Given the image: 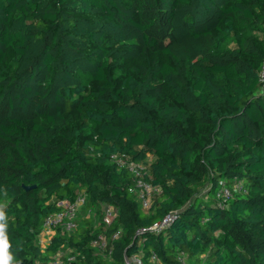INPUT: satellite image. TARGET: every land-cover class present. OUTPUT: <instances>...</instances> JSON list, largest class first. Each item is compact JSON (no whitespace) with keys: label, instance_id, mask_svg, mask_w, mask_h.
<instances>
[{"label":"trees","instance_id":"16d2710c","mask_svg":"<svg viewBox=\"0 0 264 264\" xmlns=\"http://www.w3.org/2000/svg\"><path fill=\"white\" fill-rule=\"evenodd\" d=\"M263 63L264 0H0V250L23 264H264ZM113 155L160 189L148 210ZM234 182L247 193L220 204ZM80 195L88 216L42 248L47 218Z\"/></svg>","mask_w":264,"mask_h":264},{"label":"built area","instance_id":"2783aa9c","mask_svg":"<svg viewBox=\"0 0 264 264\" xmlns=\"http://www.w3.org/2000/svg\"><path fill=\"white\" fill-rule=\"evenodd\" d=\"M260 81L263 84L264 91V63L260 72ZM112 160L117 164L119 168L127 169L136 178L137 187L136 189H131V192H136L138 200L144 210H148L151 206V199L154 193L160 192L159 188L154 187L152 184L144 181L145 166L141 163H137L125 155H113ZM247 193V190L243 187L241 182H234L231 185L226 183L221 184L220 188L217 190L215 197L216 200L224 205L229 200L233 199L236 194ZM63 211L54 214L47 218L45 221L43 231L40 236V244L44 243L46 247L49 241L56 235L57 229L61 227L65 232L71 233L77 229V218L80 211L85 206V198L80 195L74 203L64 202ZM117 212L113 207H106L104 210V222L110 225L116 218ZM175 219V214L173 212L166 215L160 222L154 224L148 229L143 231H149L154 233H160L167 227H169ZM121 232L118 231L114 235V239H118ZM41 244V245H42ZM93 247L104 248L106 242L104 238L100 237L98 241L93 242ZM75 260L73 255L62 256L60 253L57 254L54 259L48 264H72ZM156 260V257L153 258ZM136 262H139L135 258Z\"/></svg>","mask_w":264,"mask_h":264},{"label":"clouds","instance_id":"9594fccd","mask_svg":"<svg viewBox=\"0 0 264 264\" xmlns=\"http://www.w3.org/2000/svg\"><path fill=\"white\" fill-rule=\"evenodd\" d=\"M4 194H7L6 189H2ZM7 228V213L5 211V205L0 203V235L6 232ZM0 264H23L22 261L17 260L16 257L8 250L7 242H5V247L0 250Z\"/></svg>","mask_w":264,"mask_h":264},{"label":"rangeland","instance_id":"374dc122","mask_svg":"<svg viewBox=\"0 0 264 264\" xmlns=\"http://www.w3.org/2000/svg\"><path fill=\"white\" fill-rule=\"evenodd\" d=\"M207 190H208V189H206V188L203 190V192L201 193L202 196H205V197H206ZM86 216H88L87 213L84 212V211H81V213L79 214V219L82 220V219H83L84 217H86ZM91 217L93 218L94 221H96V215H95V213H94L93 211L91 212ZM41 244H42V243H41ZM40 246H41L42 248H45V247H44V243H43L42 245H40Z\"/></svg>","mask_w":264,"mask_h":264}]
</instances>
